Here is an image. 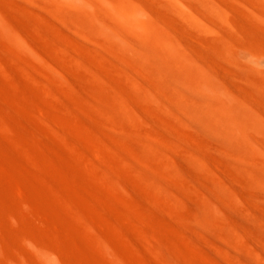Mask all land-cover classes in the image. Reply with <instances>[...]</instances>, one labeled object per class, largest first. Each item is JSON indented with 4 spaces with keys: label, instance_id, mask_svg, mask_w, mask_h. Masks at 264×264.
Listing matches in <instances>:
<instances>
[{
    "label": "rangeland",
    "instance_id": "rangeland-1",
    "mask_svg": "<svg viewBox=\"0 0 264 264\" xmlns=\"http://www.w3.org/2000/svg\"><path fill=\"white\" fill-rule=\"evenodd\" d=\"M62 1L0 0V264H264V0Z\"/></svg>",
    "mask_w": 264,
    "mask_h": 264
},
{
    "label": "bare ground",
    "instance_id": "bare-ground-1",
    "mask_svg": "<svg viewBox=\"0 0 264 264\" xmlns=\"http://www.w3.org/2000/svg\"><path fill=\"white\" fill-rule=\"evenodd\" d=\"M66 1H68V0H66ZM96 1H97V0H96ZM109 1H110V0H109ZM119 1H120V2H119ZM121 1L123 2V0H118L117 3L119 2V4H120ZM127 1H128V2H127ZM127 1L125 0V1L123 2V3L126 2V4H124L126 7H125L124 5H122L123 3H121V5L123 6V8H125V9L127 8V11H128L127 13H124V12H122L119 8H117V6H116L117 4H116V5H113V4L111 3V10L107 11V12H108L107 15L109 14V17H108V18L112 17L111 15L113 14L114 19L117 21V23H118L119 25H121V26H125V27H128V28H130L132 31L135 30L136 32H137V30H143L144 32H146V33H148V34H152V35L154 36V37H153V36H150V37L155 38V42H154L155 44H157L158 41L161 43V37H160V35H163V34H164V35H165V34L167 35L168 32L166 33V32H164V31H162L163 34H162V33H161V34L158 33L159 30L161 31V30L163 29L162 26H160V24L157 22V24H159L160 27L158 26L157 30H155V28H156L157 25L155 24L156 26L153 28V27L151 26V24H150V22L153 21V20H152V19H151V20H150V19H147L148 17H146V15H145L144 13H142V11H141L140 9H138L137 7H135V6L133 5L134 3L132 4V3H129V2H130L129 0H127ZM61 2L63 3L62 0H61ZM73 2H75V1H73ZM94 2H95V1H94ZM113 2H116V1L113 0ZM134 2H135V1H134ZM69 3H70V0H69ZM99 3H100V1H99ZM135 3H136V2H135ZM175 3H177V2H175ZM172 4H174V3L172 2ZM68 5H69V4H68ZM176 5H177V4H176ZM179 5H180V4H179ZM70 6H71V5H70ZM183 6H184V5H183ZM178 7H179V6H178ZM176 8H177V7H176ZM180 8H181V7H180ZM182 8H184V7H182ZM86 9H87V8H86ZM108 9H109V8H108ZM108 9H107V7H106V10H108ZM184 9H185V8H184ZM189 9H190V8H189ZM87 10H89V9H87ZM182 10H183V9H182ZM83 11H86V10H83ZM83 11H82V13H83ZM185 11H186V10H185ZM185 11H184V12H185ZM86 12L90 13L91 10L86 11ZM93 12H94V11H93ZM84 13H85V12H84ZM91 13H92V12H91ZM91 13H90V14H91ZM110 13H111V15H110ZM92 14H93V13H92ZM83 15H87V14L85 13V14H83ZM90 16H92V15H89V17H90ZM82 17H83V16H81V18H82ZM87 17H88V16H87ZM89 17H88V19H90L91 22H94L95 20H97V19L94 17V15H93V17L95 18V20H94V18H93L94 21H92V18H89ZM101 17H102V16H101ZM83 19H84V18H83ZM83 19H81V20H83ZM101 20H102V19H101ZM83 22H84V20H83ZM96 22H97V21H95L94 24H91V23H90V24H91L92 26H93V25H97V24H99V23H96ZM110 22H112V21H110ZM151 23H152V22H151ZM153 23H154V22H153ZM112 24H114V23H112ZM91 25H90V27H91ZM108 25H109V24H108ZM152 25H154V24H152ZM109 26H110V25H109ZM114 26H116V28H117L119 31L122 32V30H123L122 27H121L122 30H120L118 25H115V24H114ZM85 27H86V25H85ZM100 27H102V26L99 25V27H98V25H97V27H95V28L100 29ZM111 27H113V26H111ZM92 28H93V27H92ZM113 28H114V27H113ZM116 28H115V29H116ZM161 28H162V29H161ZM90 29H91V28H90ZM88 30H89V29H88ZM103 30H104V29H103ZM103 30L100 29L99 31H102V32H100V33H102V34H103V33H107V32H105L106 30H105V31H103ZM131 30H130L129 32H131ZM125 31H126V30H125ZM123 32H124V31H123ZM127 32H128V31H126V34H127ZM128 34H130V33H128ZM123 35H124V34H123ZM131 35H133V34H131ZM134 35H135V34H134ZM168 36H170V35H168ZM168 36H166V37H167V38H171V37H168ZM107 37H108V35H107ZM150 37H149V38H150ZM166 37H165V36H164V37L162 36V38H164V39H163L164 41H166V40H165V39H167ZM109 38H110V37H109ZM130 38H133L132 40L135 41L134 37H130ZM111 40H113V38H112ZM118 40H119V39H118ZM118 40H117V41L114 40V41H116L117 44H118V43H119ZM150 40H152V42L154 41V39H151V38H150ZM157 40H158V41H157ZM163 40H162V41H163ZM171 40L173 41V39H171ZM156 41H157V42H156ZM164 41H163V42H164ZM169 41H170V40H168V42H167V41H166V42L169 43V45H172V46L174 47V46H175V45H173L174 42L172 43V41H170V42H171V44H170ZM121 42H122V41H121ZM121 42H120V43H121ZM141 42H142V41H140V43H139L140 46H141V44H143V45L146 44V43H144V42H143V43H141ZM148 42H149V41H148ZM152 42H150V43L153 44ZM166 42H165V43H166ZM120 43H119V44H120ZM137 43H138V42H136V44H137ZM165 43H161V44H164V46H165L166 48H168L167 45H166L167 43H166V44H165ZM139 44H137V45H139ZM148 44H149V43H148ZM155 44H153V45H154L153 47H155V48H157V46H160L159 44H158V45H155ZM146 45H147V44H146ZM146 45H145V46H142V47H148V48L151 47L150 44H149L150 46H149V45L146 46ZM121 46H122L121 49L123 48V50H125V49L127 48V46H126V48H124L125 46L123 47V43L121 44ZM162 46H163V45H162ZM164 46H163V48L166 50V48H165ZM178 46H179V45L176 44V47H177V48H178ZM34 47L36 48V46H34ZM153 47H152V48H153ZM173 47H172V48H173ZM179 47H181L182 50L184 49L182 46H179ZM155 48H153V49H155ZM174 48H175V47H174ZM181 48H178V49H180V51H181ZM150 49H151V48H150ZM157 50H158V49H157ZM168 50H169V49H168ZM151 51H152V50H151ZM158 51H159V50H158ZM158 51H156V52H158ZM153 52H154V51H153ZM165 52H166V51H165ZM181 52H182V51H181ZM181 52L179 53L180 56L182 55ZM183 52L186 53L185 50H183ZM169 53H170V51H169ZM169 53H168V54H165V55H164L163 53H162V54H163L164 56L169 55L171 59L175 57V56L173 57V56L170 55ZM171 54H172V53H171ZM158 55H159V54H158ZM187 55H188V54H186V56H187ZM171 56H172V57H171ZM183 56H184V54H183ZM259 56H261V55H259ZM263 56H264V55H263ZM263 56H262V57H263ZM166 57H167V59L169 60L168 56H166ZM166 57H165V58H166ZM177 57H178V56H177ZM177 57H175L177 60H176L175 58H174L173 60H174V61H175V60H176V61H179L180 58L178 59ZM181 57H182V56H181ZM188 58H189V57H187L186 61L188 60ZM263 58H264V57H263ZM183 59H185V57H184ZM183 59H182V60H183ZM190 59H191V61H190V60H189V61L192 62V61H193L192 58H190ZM168 60H167V62H168ZM182 60L180 59L181 63H182V62L184 63V61H182ZM180 61H179V62H180ZM170 62H171V64H173V63H172L173 61H170ZM179 62H178L179 65H185V64H186V62H185L184 64H183V63L180 64ZM187 62H188V61H187ZM194 62H195V61H194ZM194 62H193V63H194ZM195 63H196V62H195ZM175 64H176V63H175ZM175 64H174V65H175ZM178 64L175 65V68H177L176 66H178ZM168 65H169V64H168ZM186 65H187V64H186ZM196 65H197V63H196ZM166 66H167V65H166ZM166 66H164V67H166ZM181 67H182V66H180L179 68H181ZM189 67H190V66H189ZM189 67H186V69H188V71H190L189 69H191V68H189ZM199 67H200V70H202V72L200 73V75H203V76H204L205 73L202 74L204 71H203V69H201V65H199ZM192 68H193V66H192ZM195 68H196V67H195ZM195 68L192 70L193 72H196V71H197V69H196V71H195ZM186 69H185V73L187 74L186 76H188L190 73H192V71H191L190 73H188V72L186 71ZM173 70H174V68H173ZM205 70H206V68H205ZM178 71H179V70H178ZM179 72L182 73V70H180ZM199 72H200V71H199ZM199 72H198L197 75H199ZM207 73H208V71L206 70V75H207ZM182 74H183V73H182ZM200 75H199V76H200ZM189 77H194V79H195L196 76H194V74H191V76L189 75ZM200 77H201V76H200ZM205 77H206V76H205ZM198 78H199V77H198ZM206 78H207V77H206ZM190 79H191V78H190ZM196 79H197V77H196ZM196 79H195V80H196ZM199 79H201V78H199ZM191 80H192V79H191ZM176 81L178 82V80H176ZM197 81H198V79H197ZM197 81H196V83H197ZM179 82H180V80H179ZM216 83H217V82H216ZM181 84H182V82H181ZM183 84H184V83H183ZM197 84H198V83H197ZM188 86H189V85H188ZM188 86H186V87L188 88ZM194 87H195V89H197L196 86H194ZM194 87H190V88H194ZM218 88H219V87H218ZM188 89H189V88H188ZM195 89H189V90L192 91V90H195ZM205 89H207V86H206ZM208 89H209V88H208ZM208 89H207V91H208ZM212 91H213V90H212ZM196 92H199V91L196 90ZM196 92H195V93H196ZM209 92H211V91H209ZM214 92H215V91H214ZM214 92H213V93H214ZM206 93H207V92H206ZM213 93L211 92V94H213ZM223 94H224V93H223ZM207 95H209V96H208V100H209V99H213L212 101L210 100L212 103H213V101H214V98H217L218 100L215 99V100H217V101H216V103H214V104H219V103L221 104V102H223V103H225V105L229 106V108H231V107H230L231 104H232L233 102L236 101V100L234 101V98H233V100H231V98H229L230 96H229V97H226L227 95H225V94H224V97H226L225 99H224V97H221V99H220V98H219L220 95H219V97H216V96H218V95L215 94V93L213 94V97L216 95L214 98L212 97V95H210V93H209V94L207 93ZM221 95H222V94H221ZM210 96H211V98H209ZM228 98H229V99H228ZM219 99L221 100L220 102H219ZM224 100H225V101H224ZM214 102H215V101H214ZM235 103H236V102H235ZM17 104H18V103H17ZM19 104H20V103H19ZM19 104H18V105H19ZM20 105H23V104H20ZM223 105H224V104H223ZM241 105H242V104H241ZM21 108H22V107H21ZM207 109H208V107H207ZM210 109H211V108H210ZM210 109H209V111H210ZM24 110H25V109H24ZM229 110H230V109H229ZM237 110L239 111V109H237ZM237 110H236V111H237ZM198 111H199V110H198ZM209 111H208V112H209ZM226 111H227V110H226ZM236 111H235V113H236ZM238 111H237V112H238ZM243 111H244V110H243ZM251 111H252V110H251ZM204 112H205V111H204ZM25 113H26V111H25ZM210 113L213 114L212 111H211ZM230 113H231V112H230ZM200 114H202V111H200L198 115L200 116ZM214 115H215V113L213 114V116H214ZM240 115H241V114H240ZM216 116H217V115H215V118H216ZM247 116H248V115H247ZM247 116H246V114H245L244 116H242V118H243V117H247ZM250 116H251V115H250ZM250 116H249V117H250ZM239 117L241 118V116H239ZM251 118H252V117H250V119H251ZM201 119H202V115H201V117H200V120H201ZM217 119H218V121H217ZM233 119H234V118H233ZM254 119H255V118H254ZM254 119H253V121H254ZM209 120H210V118H209ZM212 120H213V117H212ZM212 120H210V122H211ZM221 120H222V119H221ZM235 120H236V118H235ZM246 120H249V118H248V119H245V121H246ZM214 121L219 122V118L214 119L213 122H214ZM223 121H224V120H222V122H223ZM213 122H212V123H213ZM217 122L213 123L214 126H215V124H216ZM238 122H239V121H238ZM251 122H252V121H251ZM251 122L249 123L250 126L253 125V123H254V122H252V124H251ZM223 123H224V122H223ZM228 123H229V122H228ZM230 123H231V122H230ZM234 123H235V122H234ZM231 124H232V123H231ZM262 124H263V122H262ZM216 125H217V124H216ZM246 125H247V124H246ZM217 126H219V127L222 126V127H223V125H219V123H218ZM224 126H226V123H225ZM227 126H228V124H227ZM235 126H238V125L235 123ZM232 127H233V124H232ZM226 128H229V126L226 127ZM226 128H225V129H226ZM234 128H235V127H234ZM237 128H239V127H237ZM225 129H224V130H225ZM229 129L231 130V128H229ZM232 129H233V128H232ZM226 131H228V130H226ZM236 131H237V130H236ZM238 131H239V133H240V130H238ZM238 131H237L236 133H238ZM234 132H235V131H234ZM232 133H233V131H232ZM236 133H234L233 137L236 136V135H235ZM240 134H241V138H242V137H244V139L246 138L245 136H243V133H242V132H241ZM240 134H239V136H237V137H240ZM244 135H245V134H244ZM59 136H60V135H59ZM241 138H240V139H241ZM237 139H239V138H237ZM235 141H236V140H235ZM242 143H243V138H242ZM244 143H245V146H247V145H246V142H244ZM244 143H243V144H244ZM249 143H250V142H249ZM241 145H242V144H241ZM243 146H244V145H243ZM248 147H249V145H248ZM10 150H11V149H10ZM27 156H28V155H27ZM29 157H30V156H29ZM30 158H31V157H30ZM30 160H31V159H30ZM32 161H33V160H32ZM33 162H34V161H33ZM33 162H31V163H33ZM34 165H35V164H34ZM34 169H36V167H35ZM52 171H53V170H52ZM19 172H20V171H19ZM59 173H60V172H59ZM13 174L16 175V173H13ZM13 174H11V175H12V177H11L12 179L16 177V176L14 177ZM18 174H19V173H18ZM18 174H17V175H18ZM58 175H61V176H59L60 178H58V179L60 180V179L62 178V173L57 174V177H58ZM63 175H64V174H63ZM27 176H28V175H27ZM54 176H55V175H54ZM18 177H20V175H19ZM65 177H66V176H65ZM16 179H17V177H16ZM58 179H57V180H58ZM62 179H63V178H62ZM17 180H19V178H18ZM17 180H15V182H16ZM23 180H24V179H23ZM23 180H22V182H23ZM64 180H65V179H64ZM64 180H60V181H61L60 183H62ZM25 181H26V180H24V183H25ZM27 182H29V180H28ZM27 182H26V183H27ZM30 182H31V181H30ZM30 182L27 183V186H28V184L31 185ZM24 183H23V184H24ZM58 183H59V182H58ZM66 183H67V182H66ZM66 183H65V184H66ZM75 183H76V182H75ZM21 184H22V183H21ZM21 184H20V185H21ZM23 184H22V186H23ZM62 184H63V187H65L64 182H63ZM62 184H61V185H62ZM25 185H26V184H25ZM59 185H60V184H59ZM82 185H83V184H82ZM27 186H26V187H27ZM32 186H34V185H32ZM75 186H76V185H75ZM29 187H30V188L27 187L28 190L24 187L25 190H24V192H22V193L24 194L25 191L27 190V192H26V197H27V199L29 200L30 204H31V205H32V204H36V203H34V201L37 200V199H36V196H35V195H37V193L34 194L33 192H35V190L32 191V190H31V186H29ZM34 187H35V186H34ZM68 187H69V186H68ZM72 187H73V186H72ZM22 188H23V187H22ZM73 188H74V187H73ZM77 188H78V186H77ZM20 189H21V188H20ZM29 189H30V190H29ZM33 189H34V188H33ZM66 189H67V188H66ZM71 192H72V191H71ZM77 192H78V191H77ZM77 192H76V193H77ZM48 194H49L48 197H50V195H52V194H50V192H49ZM23 196H24V195H23ZM26 197H25V198H26ZM37 197H38V195H37ZM54 198H55V197H54ZM58 198H59V197H58ZM74 198H75V197H74ZM79 198H80L79 200H81V196H80ZM82 199H83V198H82ZM54 200H55V199H54ZM56 200H57V199H56ZM26 201H27V200H26ZM32 201H33V203H32ZM83 201H84V200H83ZM27 202H28V201H27ZM29 202H28L27 204H29ZM52 202H53V201H52ZM58 202H59V199H58V201H56V204H55V205L59 204ZM60 202H61V201H60ZM37 203H38V201H37ZM65 203H66V202H65ZM78 203H79V202H78ZM95 203H96V201H95ZM62 204H63V203H62ZM62 204H61V205H62ZM79 204H81V202H80ZM79 204H78V205H79ZM31 205H30V206H31ZM67 205H68V204H67ZM58 206H59V205H58ZM58 206H55L56 210H55V208H54V210H55L56 212H57V209H58L57 207H58ZM32 207H33V205H32ZM35 207H36V206H35ZM59 207H60V206H59ZM65 207H66V205H64L63 208H61V207H60V208L62 209V211H65L66 208H67L66 210H69V209H70V208L68 209V207H66V208H65ZM42 208H43V207H42ZM60 208H59V209H60ZM64 208H65V209H64ZM38 210H39V209H38ZM42 210H43V209H42ZM54 210H53V212H54ZM39 211H40V210H39ZM60 211H61V210H60ZM96 211H97V210H96ZM111 211H113V210H111ZM56 212L53 213V214H56ZM109 212H110V211H109ZM42 213H43V211H42ZM62 213H63V212H62ZM62 213L60 212V213H59V216H58V214H57L58 218L60 217V215H62ZM109 214H110V213H109ZM53 216H55V215H53ZM55 217H56V216H55ZM55 217H54V218H55ZM62 217H63V218H61V217H60V218H61L62 221L64 222V220H63V219H64V215H62ZM60 218H59V219H60ZM59 219H58V221H59ZM98 219H99V218H98ZM92 220H93V219H92ZM56 221H57V219H56ZM58 221H57V223H58ZM62 221H61V222L59 221V222L62 224ZM97 221H98V220H97ZM98 223L100 224V221H98ZM61 224H59L60 227L57 226V228H58L57 230H59L60 228H63V227H61ZM55 225H56V224H55ZM57 225H58V224H57ZM89 227H91V226H89ZM91 230H93L92 232H94V228H92ZM91 230H89V231L91 232ZM60 231H63V230L61 229ZM112 232H113V234H114V236H115V232H114V231H112ZM87 233H88V232H87ZM94 233H95V232H94ZM94 233H92V234L90 233L91 236H94V237H95L96 235H95ZM72 234H73V233H72ZM113 234H112V235H113ZM149 234H150V233H149ZM74 235H75V234H74ZM74 235H73V236H74ZM117 235H118V234H117ZM24 236H25V235H24ZM76 236H77V235H76ZM76 236H75V237H76ZM86 236H87V234H86ZM118 236H119V235H118ZM75 237H74V238H75ZM119 237H120V236H119ZM77 238H78V237H77ZM77 238H75V239L78 240ZM79 238H80V237H79ZM90 238H91V237H90ZM90 238H88V239H90ZM92 238H93V237H92ZM116 238H118V237H116ZM26 239H27V238H26ZM28 239H29V237H28ZM75 239H74V240H75ZM91 241H92V240H91ZM28 243H29V242H28ZM78 243H79V242H78ZM93 243H94V241H93V242H90L89 244H92V245H93ZM30 244L33 245V250H34V249L36 248V247L34 246V245H36V243H32V242H30ZM30 244H29V245H30ZM74 244H75V243H74ZM40 245H41V244H37V248H38ZM92 245H91V246H92ZM87 246L89 247L90 245L87 244ZM91 246H90V247H91ZM126 246H127V245H126ZM31 247H32V246H31ZM42 247H44V244H43ZM47 247H48V246H47ZM47 247H46V248L44 247L45 250H44V249H43V250H44V251L48 250ZM73 247H74V246H73ZM88 247H87V248H88ZM92 247H93V246H92ZM92 247H91V248H92ZM124 247H125V246H124ZM29 248H30V247H29ZM76 248L81 249V247L79 248L78 246H77ZM87 248H86L85 250L82 249V251L80 250V253H82L83 250H84V253H85V252L88 253L90 250H87ZM125 248H126V247H125ZM31 249H32V248H31ZM88 249H89V248H88ZM40 250H41V249H40ZM40 250H39V251H40ZM43 250H41V251H43ZM86 250H87V251H86ZM123 250H124V249H123ZM31 251H32V250H31ZM48 251H49V250H48ZM76 251H77V249H76V250L74 249L73 252L78 253V252H76ZM78 251H79V250H78ZM94 251H95V250H94ZM125 251H126V250H125ZM127 252H128V251H127ZM127 252H126V253H127ZM84 253H83V254H84ZM90 253H91V252H90ZM124 253H125V252H124ZM41 254H42V253H41ZM122 254H123V253H122ZM128 254H129V253H128ZM88 255H90V254H88ZM88 255L86 254L85 256L87 257ZM125 255H127V254H125ZM52 256H53V255H52ZM55 256H56V255H55ZM70 256L73 257V254L70 255ZM70 256H69V257H70ZM90 256H91V257H94V258H92V259H94V262H95V258H96V256H94V253H92V255H90ZM90 256H88V257L90 258ZM116 256L118 257L117 254H116ZM128 256H129V255H128ZM88 257H87V259H89ZM124 257H125V256H124ZM189 257H190V256H189ZM54 258H55V257H54ZM56 258H57V257H56ZM56 258H55V259H56ZM119 258H120V256H119ZM41 259H43V258H41ZM45 259H46V258H45ZM71 259H72V258H71ZM90 259H91V258H90ZM90 259H89V260H90ZM115 259H117V258H115ZM123 259H124V258H123ZM49 260H50V259H49ZM51 260H54V259H51ZM51 260H50V261H51ZM89 260H88V261H89ZM121 260H122V259H121ZM192 260H193V259H192ZM8 261H9V260H8ZM47 261H48V260H47ZM92 261H93V260H92ZM97 261H98V260H97ZM115 262H116V261H115ZM139 262H140V261H139ZM54 263H55V260H54L53 264H54ZM89 263L92 264L93 262L91 263V261H90ZM117 263L119 264V260H118V259H117ZM189 263H190V258H189ZM193 263H194V261H193ZM25 264H26V263H25ZM50 264H51V263H50ZM93 264H94V263H93ZM95 264H96V262H95ZM97 264H98V263H97ZM191 264H192V261H191Z\"/></svg>",
    "mask_w": 264,
    "mask_h": 264
}]
</instances>
